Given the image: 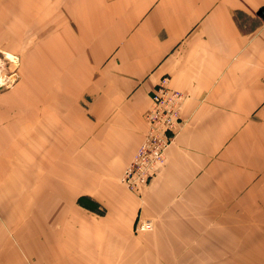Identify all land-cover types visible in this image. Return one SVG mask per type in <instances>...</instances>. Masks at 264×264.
I'll list each match as a JSON object with an SVG mask.
<instances>
[{
    "label": "crops",
    "instance_id": "obj_1",
    "mask_svg": "<svg viewBox=\"0 0 264 264\" xmlns=\"http://www.w3.org/2000/svg\"><path fill=\"white\" fill-rule=\"evenodd\" d=\"M0 51L20 61L0 177L35 233L0 264H264V0H0ZM161 76L181 122L135 195L119 178Z\"/></svg>",
    "mask_w": 264,
    "mask_h": 264
},
{
    "label": "built area",
    "instance_id": "obj_2",
    "mask_svg": "<svg viewBox=\"0 0 264 264\" xmlns=\"http://www.w3.org/2000/svg\"><path fill=\"white\" fill-rule=\"evenodd\" d=\"M16 59L0 51V89L13 84L16 73L7 65L15 64ZM185 98L182 91L169 86L167 76H161L154 85L148 108L142 116L145 131L119 178L127 191L138 195L163 162L164 152L173 142L180 125L179 114ZM151 228L152 223L147 219H138L134 225V230L138 232Z\"/></svg>",
    "mask_w": 264,
    "mask_h": 264
},
{
    "label": "rangeland",
    "instance_id": "obj_3",
    "mask_svg": "<svg viewBox=\"0 0 264 264\" xmlns=\"http://www.w3.org/2000/svg\"><path fill=\"white\" fill-rule=\"evenodd\" d=\"M16 57V56H15ZM15 64H8L9 70H13L18 78L20 61L19 57H16ZM16 78V79H17ZM0 241H8L15 244L19 240L33 241L35 233L33 231H24V224L34 223V216L29 217L20 216L21 209L25 206V200H23V191L20 189L23 182L20 176L11 178L4 176L0 177ZM3 209V210H2ZM28 218L29 221L25 220ZM16 219H19L16 221ZM134 224V223H133ZM10 225L17 226L18 230L15 232H7L6 228L11 227ZM133 233H140L135 231Z\"/></svg>",
    "mask_w": 264,
    "mask_h": 264
},
{
    "label": "bare ground",
    "instance_id": "obj_4",
    "mask_svg": "<svg viewBox=\"0 0 264 264\" xmlns=\"http://www.w3.org/2000/svg\"><path fill=\"white\" fill-rule=\"evenodd\" d=\"M10 55H8V57H9Z\"/></svg>",
    "mask_w": 264,
    "mask_h": 264
}]
</instances>
